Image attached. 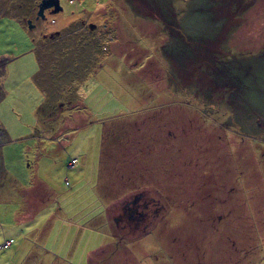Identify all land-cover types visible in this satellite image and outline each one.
<instances>
[{
  "label": "rangeland",
  "instance_id": "1",
  "mask_svg": "<svg viewBox=\"0 0 264 264\" xmlns=\"http://www.w3.org/2000/svg\"><path fill=\"white\" fill-rule=\"evenodd\" d=\"M38 2L0 0V187L13 145L30 162L27 193L42 196L33 164L49 142L9 130L51 98L44 110L81 127L64 133L63 157L88 163L71 190L69 173H48L55 200L96 230L86 249L105 241L59 264H264V0H59L44 18ZM90 76L102 91L85 90ZM138 192L135 226L120 208ZM1 198L7 213L19 199ZM14 217L0 244L18 240ZM38 251L8 259L43 264Z\"/></svg>",
  "mask_w": 264,
  "mask_h": 264
},
{
  "label": "crops",
  "instance_id": "2",
  "mask_svg": "<svg viewBox=\"0 0 264 264\" xmlns=\"http://www.w3.org/2000/svg\"><path fill=\"white\" fill-rule=\"evenodd\" d=\"M36 63L38 65L37 55ZM37 72H39V65L33 75L35 76ZM87 79L86 81L89 87L85 90L93 91V94L94 92H99L96 90L97 88L101 89V91L104 89L102 88L104 86L93 80L91 76ZM33 82L39 87L36 79H33ZM39 89L41 90L42 88L39 87ZM43 94L45 95V92H43ZM45 99H42L35 107L33 121L28 122L25 125L27 126L26 128L23 126L21 128H16V126L11 125L9 130L10 137L14 136L16 139L25 136L33 140L28 145L31 148L34 147L35 143L38 144V142H42L43 139L48 140L47 142H49V145L45 148L46 151L44 152V156H41V153L37 152L38 154L35 156L36 160L33 164V170L43 175L42 182L44 181V184L42 185V196L38 197L32 193L28 194L26 191L27 174L25 173V168L30 165V162L24 159L22 149L21 154H17L11 150L14 147L13 145L11 147L10 145L8 147H3L4 158L2 155L3 160L1 163L5 174V182L0 187V195L1 197L19 199H17L18 202L14 203V207L10 208L9 213H7L6 209L0 211V221L2 222L7 214L15 216L13 221L17 223L15 233L17 232L16 237L18 240L15 241L13 235L9 233L3 234L4 240H6V238H12V242L7 246L10 247V257L0 258V264H10V260L13 261V263L17 262L19 257H21L20 254L32 247H39L40 250L37 256L39 259L36 261L45 259L43 264H59L60 261L63 262L65 260L66 262V259L71 255L75 256L82 251L88 252L93 249V247H98L105 242L102 241L101 243H97V245H91L90 248L86 249L88 245L85 246V242H90L93 237L97 236L96 230L92 227H87L82 220L71 217V215H73L71 212L75 209L73 203L65 204L55 200L54 193L58 194V192L55 191L56 186L54 182L48 181V173L53 172L52 170L55 168L59 169V173H61V171H64V174L69 173L74 182L72 185L68 179L65 180V182L68 181L67 183L70 184L69 190H71V187L77 185L78 177H81L77 171L82 173V177L87 176L88 163H86V159L83 158L85 153H78L77 155L80 158L71 157L70 159L74 158L75 160L73 163H71L70 159L66 160V158L63 157V149L65 148L63 136L65 134L70 135L71 132L78 131L81 127H77L76 129L72 128L73 124L71 123V118L65 116L66 110L64 109H57V113L54 111L56 107H53V110L51 108L50 110L49 108L48 110H44L47 109L43 108V106L46 105ZM57 102L61 104L62 100L59 99ZM55 113L58 115L50 118V115ZM36 132H40L41 134H37ZM98 143L99 139L96 140V146ZM90 165L93 166V163H90ZM90 185L92 184H89V188ZM83 191L87 192L84 189ZM1 197L0 200L4 199ZM47 197H51V201H49ZM33 202H37L39 205L36 206V208L32 207V205L34 206ZM30 207L32 210L29 211L28 208ZM85 255L88 256L85 257L86 264H90L91 255L87 253H85ZM8 258H10V260Z\"/></svg>",
  "mask_w": 264,
  "mask_h": 264
},
{
  "label": "flooded vegetation",
  "instance_id": "3",
  "mask_svg": "<svg viewBox=\"0 0 264 264\" xmlns=\"http://www.w3.org/2000/svg\"><path fill=\"white\" fill-rule=\"evenodd\" d=\"M38 3H37V6H38ZM52 8H53V5H50L47 8H44L43 9L44 16L41 17L40 15H38V17L44 18L45 17L44 11L54 12L52 11ZM142 194L143 192H138L134 194L132 198L125 201L120 208V211H121L120 215L121 216L125 215L127 220H132L135 226H136V223L139 224L140 222H142L143 218L145 217V211L143 209L146 207L147 201L142 199L143 197Z\"/></svg>",
  "mask_w": 264,
  "mask_h": 264
},
{
  "label": "water",
  "instance_id": "4",
  "mask_svg": "<svg viewBox=\"0 0 264 264\" xmlns=\"http://www.w3.org/2000/svg\"><path fill=\"white\" fill-rule=\"evenodd\" d=\"M50 5H53L52 11L54 12H56L57 10L61 8L59 0H39L37 10H36L37 15H40L41 17H43L44 16L43 9L47 8ZM27 21L29 22L30 19H27Z\"/></svg>",
  "mask_w": 264,
  "mask_h": 264
},
{
  "label": "trees",
  "instance_id": "5",
  "mask_svg": "<svg viewBox=\"0 0 264 264\" xmlns=\"http://www.w3.org/2000/svg\"><path fill=\"white\" fill-rule=\"evenodd\" d=\"M37 75V74H36ZM61 90V93H62V89L59 87L57 90H56V93H57V91H60ZM45 92V91H44ZM64 95H66V94H64L63 93V97H64ZM46 97V96H45ZM50 97H52V96H50ZM54 97H56V95H54ZM62 97V95H61V97H59L61 100H63L64 98ZM53 98V97H52ZM57 98V97H56ZM48 99V97H46V99H45V101ZM51 100V98H49V100L48 101H46L45 102V104H47V103H49V101Z\"/></svg>",
  "mask_w": 264,
  "mask_h": 264
},
{
  "label": "built area",
  "instance_id": "6",
  "mask_svg": "<svg viewBox=\"0 0 264 264\" xmlns=\"http://www.w3.org/2000/svg\"><path fill=\"white\" fill-rule=\"evenodd\" d=\"M71 160V163H73V162H75V160L72 158V159H70ZM10 243V241L9 240H7L6 242H4L3 244H0V248H2V247H7V245Z\"/></svg>",
  "mask_w": 264,
  "mask_h": 264
}]
</instances>
